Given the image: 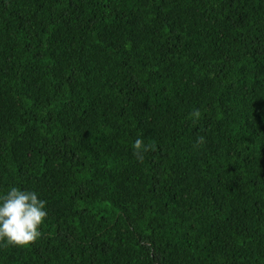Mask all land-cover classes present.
<instances>
[{
    "label": "trees",
    "instance_id": "obj_1",
    "mask_svg": "<svg viewBox=\"0 0 264 264\" xmlns=\"http://www.w3.org/2000/svg\"><path fill=\"white\" fill-rule=\"evenodd\" d=\"M12 186L48 215L0 264H264V0H0Z\"/></svg>",
    "mask_w": 264,
    "mask_h": 264
},
{
    "label": "clouds",
    "instance_id": "obj_2",
    "mask_svg": "<svg viewBox=\"0 0 264 264\" xmlns=\"http://www.w3.org/2000/svg\"><path fill=\"white\" fill-rule=\"evenodd\" d=\"M189 116L198 120L201 112L196 109ZM132 147L133 154L141 161L143 153L150 150L142 138L136 139ZM47 215V201L37 191L10 187L0 194V246L23 247L35 242L42 234L40 229Z\"/></svg>",
    "mask_w": 264,
    "mask_h": 264
}]
</instances>
